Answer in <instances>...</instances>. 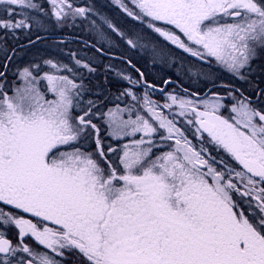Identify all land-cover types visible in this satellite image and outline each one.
I'll list each match as a JSON object with an SVG mask.
<instances>
[{
  "label": "snow or ice",
  "instance_id": "obj_1",
  "mask_svg": "<svg viewBox=\"0 0 264 264\" xmlns=\"http://www.w3.org/2000/svg\"><path fill=\"white\" fill-rule=\"evenodd\" d=\"M46 2L54 27L79 18L98 44L114 43L107 29L159 56L158 42L142 43L150 30L201 62L188 73L211 87L204 95L160 88L161 104L152 99L157 85L126 60L139 79L105 69L128 81L117 99L131 102L101 112L98 100L85 99L83 72L97 68L76 52L68 63L53 57L18 68L19 85L0 71V264H64L73 256L77 264H264V81L250 79L264 58V0H113L139 30H124L92 3ZM0 6L6 35L47 31L41 3ZM213 60L257 99L233 83L217 85L204 70ZM98 118L107 137L127 142H106Z\"/></svg>",
  "mask_w": 264,
  "mask_h": 264
},
{
  "label": "flooded vegetation",
  "instance_id": "obj_2",
  "mask_svg": "<svg viewBox=\"0 0 264 264\" xmlns=\"http://www.w3.org/2000/svg\"><path fill=\"white\" fill-rule=\"evenodd\" d=\"M39 3L42 4V6L45 8L46 11H48V16L54 21V18L50 15L49 5L47 4L46 0H39ZM133 26L136 28V30H139V23L135 22L133 23ZM122 27V26H121ZM126 30V29H124ZM60 33V27H58V30H53V28H50L46 31H39V35L41 39L38 41V44L43 45L46 43L48 46V43H53L57 45H63V46H74L76 45L77 36L74 35H67L63 37H59ZM150 35V34H149ZM154 37L165 44H168V49L170 51L166 50L164 47H162L163 51L161 52V55L164 57L165 61L158 62L154 58V54L152 52H148L147 49H141L136 48L133 49L129 47L123 40L118 38V43L115 44L114 53L110 52L109 49L104 51V56L106 58L105 62H107V59L109 56H115L118 59L117 69H122L125 72V75L132 76L133 79H139L138 74L134 69L129 67L124 61L131 60L134 65H136L137 68H139L141 71L144 72L145 78L150 82L157 85V89L152 92V99L160 102L161 104L164 102V93H161L159 91L160 88H164L165 92H175L179 93L180 95H183V93L180 91L181 86L183 88L188 89L192 92H199L201 95H204L208 92V88L211 87L205 86L203 80H198L196 77L191 76L188 73V66L191 64H200L201 62L197 61L196 58L191 57L188 53L183 52L182 50L176 48L175 46L170 45L168 42L163 41L162 38H157L155 34H153ZM81 39V38H80ZM61 41H63L61 43ZM26 45H20L16 49H19L20 47H23ZM163 46V45H159ZM42 48V47H41ZM131 48V51H128L127 49ZM172 54V56H171ZM122 58V59H120ZM157 59V58H156ZM107 64V63H106ZM105 64V65H106ZM127 65V66H126ZM183 65V66H182ZM253 72L250 76V79L252 80H262L264 81V58L258 59L253 62L252 64ZM204 70L208 71L211 70L215 73V75L218 77L216 80L217 85L224 83H233L237 87L242 89H247V94L252 95L253 99H257L255 95L253 94V91L248 88V85L244 81H240L237 78L233 76V74L229 73L225 69H223L221 66L217 65L215 61L213 60L212 64L210 66L204 65ZM171 79L172 83L169 85H164L163 81L165 79ZM115 82H113L114 89L113 91L109 92L111 97H117L120 95V92H122L124 89L130 87L128 81L121 79L119 76L115 74V77L112 78ZM106 88L108 89V84L106 83ZM134 91H138L139 94L142 95L143 88H134ZM221 93H223V89H218ZM122 102H120L123 106H126L129 104L130 97H123L121 98ZM228 101H226L227 103ZM166 111V110H165ZM222 114L227 116L229 113L227 109H222ZM125 118H127V115H125ZM191 138V136H190ZM196 142L195 140L193 141ZM215 154V153H213ZM16 230L14 228L9 230V238L15 239ZM30 244H33L35 247L36 245L32 241H28ZM42 250V249H41ZM64 264H77L76 258L69 257L68 260L64 262Z\"/></svg>",
  "mask_w": 264,
  "mask_h": 264
},
{
  "label": "rangeland",
  "instance_id": "obj_3",
  "mask_svg": "<svg viewBox=\"0 0 264 264\" xmlns=\"http://www.w3.org/2000/svg\"><path fill=\"white\" fill-rule=\"evenodd\" d=\"M34 2L39 3L37 0H34ZM78 4H85V3H92L96 6L97 10L100 11L102 14L108 16L110 19L113 20L114 23H123V16H122V11L119 10L118 6H116L113 3V0H77ZM125 3H128V0H125ZM3 6H0V8H2ZM129 7H131V4H129ZM93 19H97V17L93 16ZM42 19L44 20V22L47 25V30H49L50 28H53V30H57V27H54L55 25V20L52 21V19L47 15V16H43ZM131 19V18H129ZM78 18L77 20V27H76V31L78 32H84L87 33L89 35H94V32L91 30L90 25L88 24V21L86 20H81ZM131 21V20H130ZM97 23H99V20L97 19ZM130 26H133V24H131V22H128L126 24L123 25V29L127 28L126 30H128V28ZM140 25H139V29H140ZM33 32L31 33H25L23 32L22 35L23 36H29L31 34H36L37 30L33 29ZM42 31V30H41ZM109 36H111L112 40L114 41V43L109 46L108 44H99V47H103V48H109L111 49V47L115 46V43L117 42L118 38L117 36H115V34H112L110 32V30H107ZM19 33V31L17 32V34ZM47 33V31H46ZM0 34L2 35H6L3 31H0ZM131 35V33H129ZM150 34V35H149ZM7 35H11L10 33ZM91 35V36H92ZM95 37V35H94ZM5 38H9V39H14V37H9L6 36ZM33 41H35V43L33 44H29L28 46H26L21 52L17 53L15 52L13 54V60H12V64L9 67L8 71H9V77H7V81L10 85L15 84V85H19L22 83L21 80H19L17 78V69L18 68H22L24 66H26L29 63H39L42 59H46V58H53V57H59L60 59L64 60L65 63H68V57H67V53L69 52H76L78 53L80 56L82 57H86L89 60H91L93 62V66L97 68L96 73L94 74H89L87 71L83 72V77L87 76V80H84L85 84L88 86L89 88V93L87 94L88 99H93V100H98L100 103L98 104V111L101 112H107L106 109V105L108 101H116L117 97H112V99L110 100V93L107 90H101L98 88H94V87H90L88 84H93V83H99L101 81H98L97 75L100 76V79H103V83L106 82V79H104V69H103V58L101 59L100 57H98V55H94L90 52H87V50H76L74 48V46H63V45H57V44H53V43H48V46L45 44L40 45L38 44L37 40L32 39ZM149 40H151L152 42H158V44H162L160 43L155 37L154 35L150 32L147 33V37L145 40L142 41V43H149ZM42 47V48H41ZM161 48L164 47L166 50L170 51V49H168V45H165L163 43V46H160ZM4 46L2 45V41H0V54L4 53L3 51ZM148 52H152L151 48H146ZM13 50V49H12ZM10 55V54H9ZM12 56V55H10ZM172 56V54H171ZM102 57V56H101ZM156 58H154L156 61L158 62H162L165 61L164 57L160 54L159 56H155ZM45 70H47V68L45 67ZM43 83V82H42ZM45 85V82H44ZM105 85V83H104ZM41 90L45 91V88L43 87V84H41ZM94 97V98H93ZM48 98L51 99L52 95L48 94ZM96 122L98 123V125L101 126V134L102 136H106L107 137V126L105 123H102V119H97ZM104 122V121H103ZM103 132L105 134H103ZM138 138V137H137ZM106 142H110L113 145H115L116 143H125L127 142L126 139L125 140H120L117 141L115 139H112L111 137H107Z\"/></svg>",
  "mask_w": 264,
  "mask_h": 264
},
{
  "label": "trees",
  "instance_id": "obj_4",
  "mask_svg": "<svg viewBox=\"0 0 264 264\" xmlns=\"http://www.w3.org/2000/svg\"><path fill=\"white\" fill-rule=\"evenodd\" d=\"M69 27H67L66 28V30L67 31H69ZM64 33H66V31L64 32ZM88 37V36H87ZM88 39H90L91 40V42H92V45H95L96 46V41H97V39H96V37H94V35L92 36V37H88ZM96 48L97 47H91L89 50H90V53L91 52H93L92 54H94V55H98V57H100L101 59L103 58V57H101V54L100 53H98L97 51H96ZM9 53L7 52V55H8ZM5 55H1L0 54V65H2V64H4L5 62H7L6 61V59H5V57H4ZM8 63V67H7V69L5 70L4 68H2V67H0V71H6V74L7 75H9L8 74V68H9V66H10V62H7ZM97 78H98V81H101L100 82V84L99 83H93V84H88V85H90L91 87H96V88H98V89H100L101 87H102V85H103V83H102V80L100 79V76L99 75H97Z\"/></svg>",
  "mask_w": 264,
  "mask_h": 264
}]
</instances>
